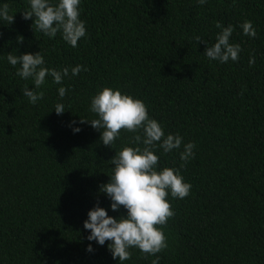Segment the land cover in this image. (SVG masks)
<instances>
[{"label": "trees", "instance_id": "trees-1", "mask_svg": "<svg viewBox=\"0 0 264 264\" xmlns=\"http://www.w3.org/2000/svg\"><path fill=\"white\" fill-rule=\"evenodd\" d=\"M2 2L15 17L0 22V264H119L110 241L86 251L83 223L97 204L126 215L110 210L100 187L112 175L109 162L137 146L138 133L122 129L106 146L90 124L78 123V134L68 126L96 118L90 100L103 87L141 99L166 134L196 145L182 168L183 145L157 150L160 167L180 168L192 185L188 197H168L175 215L163 226L168 248L159 264H264V0H82L87 35L75 48L23 18L28 0ZM245 20L256 38L243 34ZM217 23L233 27L237 62L203 55L221 31ZM38 52L46 67H68L69 76L62 85L47 77L43 100L32 105L22 94L32 81L17 76L20 65L6 55ZM78 64L88 70L71 76ZM60 86L68 89L62 100ZM56 103L65 105L63 115ZM130 251L124 264L155 259Z\"/></svg>", "mask_w": 264, "mask_h": 264}, {"label": "clouds", "instance_id": "clouds-1", "mask_svg": "<svg viewBox=\"0 0 264 264\" xmlns=\"http://www.w3.org/2000/svg\"><path fill=\"white\" fill-rule=\"evenodd\" d=\"M207 2L208 0H198L201 6ZM28 3L29 7L23 12V18L34 19L36 30L45 36L51 39L60 33L63 41L73 48L78 46V41L86 38V23L80 19L82 0H57L56 3L53 0H28ZM14 17L9 12L8 4L0 0V22L12 23ZM216 26L221 31L216 36V42L207 46L203 55L221 64L237 62L242 49L240 44L230 42L233 27H224L220 23ZM240 27L244 35L256 38L252 21L245 20ZM196 40L202 42L199 37ZM22 42L23 37H19L18 43ZM6 60L14 68L20 65L16 69L17 76L32 81L34 87L25 86L22 90V94L32 105L43 100L44 92L41 89L46 84L47 77L50 76L54 84L62 85L64 78L69 76L68 67L59 71L46 67L41 52L22 55L9 53ZM249 63H254V58ZM87 70L85 66L78 64L71 68V76ZM57 92L62 100L68 89L60 86ZM54 111L58 116L63 115L66 112L65 105L56 103ZM89 111L96 118H80L79 121L69 122L68 126L73 134L82 130L76 126L78 123H88L92 128L101 130V142L106 146H111L120 137L122 129L138 134L133 137V143L137 146L123 147L109 162L114 165L112 175L109 182L100 187V191L111 202L110 210L119 213L123 208L126 215L113 217L99 204L94 206L83 223V228L89 231L86 251H94L92 242L104 246L106 241H110L108 250L114 260L118 258L119 264L131 259L132 248L154 256L152 264H159L158 254L168 248L163 226L175 215L168 197L184 199L190 195L192 185L185 181L180 168L160 167L157 150L167 154L181 149L183 145V150L179 153L182 168L195 158L196 145L192 142L185 144L179 134H166L162 123L149 115L147 106L141 99L123 93L118 88L103 87L98 90L91 97Z\"/></svg>", "mask_w": 264, "mask_h": 264}]
</instances>
